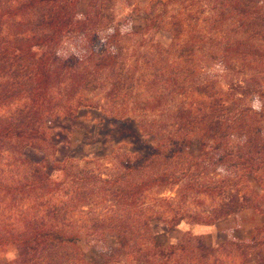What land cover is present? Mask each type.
<instances>
[{
  "label": "trees",
  "instance_id": "1",
  "mask_svg": "<svg viewBox=\"0 0 264 264\" xmlns=\"http://www.w3.org/2000/svg\"><path fill=\"white\" fill-rule=\"evenodd\" d=\"M114 1L77 15L76 0H0L5 264H240L249 250L264 264V221L215 245L190 232L161 244L150 229L264 216V0H150L130 32ZM81 105L146 141L49 171L21 158L53 148L49 119Z\"/></svg>",
  "mask_w": 264,
  "mask_h": 264
},
{
  "label": "rangeland",
  "instance_id": "2",
  "mask_svg": "<svg viewBox=\"0 0 264 264\" xmlns=\"http://www.w3.org/2000/svg\"><path fill=\"white\" fill-rule=\"evenodd\" d=\"M150 0H115L112 10L115 19L128 18L130 31H140L144 22L145 6ZM87 0H76V14L82 15L85 11ZM145 37H151L153 41L166 44L169 35L165 30H148ZM126 36V35H125ZM120 41L129 42L132 38ZM66 40L62 44L65 45ZM68 46V45H67ZM127 116L123 118L126 120ZM128 119V118H127ZM132 124L135 121L131 120ZM53 148L45 150L33 147H24L21 158L26 162L40 163L46 171L51 170L54 162L62 161L64 158L77 160L88 158H100L106 161L112 150L120 149L131 152L137 149V144L146 141L142 135L137 137L127 136L121 132V126L111 119L110 114L98 107L81 105L69 114L53 116L47 126ZM112 151V152H111ZM111 152V153H110ZM264 216L251 208H242L239 211L221 217L216 221L196 223L182 219L177 224L168 228L164 221L154 220L150 225L152 233L161 244L176 241L185 232L199 234L206 243L215 245L219 241L227 239H247L252 234L254 227L263 223ZM263 234V233H262ZM259 237V235H258ZM264 250V249H262ZM15 251L10 246H5L0 251V264H5L13 257ZM253 250L248 251V258L240 264H255Z\"/></svg>",
  "mask_w": 264,
  "mask_h": 264
}]
</instances>
